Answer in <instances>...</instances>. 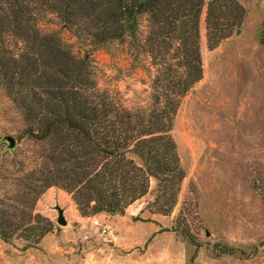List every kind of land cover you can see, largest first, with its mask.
I'll return each mask as SVG.
<instances>
[{
  "label": "trees",
  "instance_id": "trees-1",
  "mask_svg": "<svg viewBox=\"0 0 264 264\" xmlns=\"http://www.w3.org/2000/svg\"><path fill=\"white\" fill-rule=\"evenodd\" d=\"M204 7L213 49L243 22L236 0H0V90L23 123L18 142L34 146L18 161L17 141L8 144L12 158L0 165L2 242L21 239L31 248L51 232L35 212L51 187L70 194L86 217L122 215L150 180L175 204L184 172L170 131L202 78ZM42 23L59 29L42 31ZM61 32L89 48L124 44L135 67L148 59L150 104L130 110L100 90L89 51L75 54Z\"/></svg>",
  "mask_w": 264,
  "mask_h": 264
},
{
  "label": "rangeland",
  "instance_id": "rangeland-1",
  "mask_svg": "<svg viewBox=\"0 0 264 264\" xmlns=\"http://www.w3.org/2000/svg\"><path fill=\"white\" fill-rule=\"evenodd\" d=\"M236 1L245 10L243 22L213 49L206 42L205 7L200 17L202 78L181 100L170 131L184 172L175 204L150 180L147 194L122 215L86 217L70 194L51 187L35 204L51 232L31 248L21 239L0 241V264H264V0ZM61 36L75 54L89 51L100 90L130 110L150 104L148 59L135 67L124 44L89 48ZM22 129L0 90V165L12 158L5 136L17 141L18 161L34 148L18 142ZM59 211L65 226L57 224ZM75 212L84 223L73 221Z\"/></svg>",
  "mask_w": 264,
  "mask_h": 264
},
{
  "label": "water",
  "instance_id": "water-1",
  "mask_svg": "<svg viewBox=\"0 0 264 264\" xmlns=\"http://www.w3.org/2000/svg\"><path fill=\"white\" fill-rule=\"evenodd\" d=\"M6 141L9 144V148H14L15 140L12 137H10V136L6 137ZM57 224L60 225V226H65L66 225V221H65V219L63 217L62 211H59V213H58Z\"/></svg>",
  "mask_w": 264,
  "mask_h": 264
},
{
  "label": "built area",
  "instance_id": "built-area-1",
  "mask_svg": "<svg viewBox=\"0 0 264 264\" xmlns=\"http://www.w3.org/2000/svg\"><path fill=\"white\" fill-rule=\"evenodd\" d=\"M93 225L98 227L101 231V234H107L108 228L105 225H102L98 220H93Z\"/></svg>",
  "mask_w": 264,
  "mask_h": 264
},
{
  "label": "crops",
  "instance_id": "crops-1",
  "mask_svg": "<svg viewBox=\"0 0 264 264\" xmlns=\"http://www.w3.org/2000/svg\"><path fill=\"white\" fill-rule=\"evenodd\" d=\"M129 207H130V206H129ZM129 207H128V209H129ZM75 213H76V212H75ZM102 216H106V215H102ZM85 220H86L85 218L79 216L77 213L74 214L73 221L78 222L79 224H81V223H84ZM75 222H74V223H75ZM0 241H1V240H0ZM1 242H2V241H1ZM2 243H4V242H2ZM4 244H6V243H4ZM115 263L117 264L118 261H115Z\"/></svg>",
  "mask_w": 264,
  "mask_h": 264
}]
</instances>
